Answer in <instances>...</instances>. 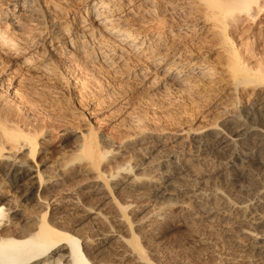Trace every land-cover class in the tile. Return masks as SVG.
I'll list each match as a JSON object with an SVG mask.
<instances>
[{"label":"rangeland","instance_id":"obj_1","mask_svg":"<svg viewBox=\"0 0 264 264\" xmlns=\"http://www.w3.org/2000/svg\"><path fill=\"white\" fill-rule=\"evenodd\" d=\"M27 1L37 8L35 14L22 8V1L0 0L1 31L18 43L27 34L41 35L40 40L44 41L43 47L36 50L38 52L27 64L23 63L22 57H14L21 52L10 53V46L0 43V124L5 122L3 125L8 129L13 128L37 141L35 155L30 159L26 157L28 147H25V139V142L22 139L21 149L15 148L10 153L22 156L30 164L34 162V167L40 170L42 176L56 175L59 178L53 188L41 191L43 198L36 211L46 215L47 220L50 217L54 219L55 216L51 215L57 205L54 221H58L61 227L76 235L98 236L100 230L105 231L106 228L97 227L84 212L95 209L101 198L94 185L103 180L112 185L113 176L128 171L140 178L139 184L124 186L117 192L112 190L116 201H136L140 200L139 196L145 195L153 208H166L170 219L166 221L168 227L163 233L149 237L150 245L145 240L148 237L143 236L145 231L136 230L139 233L135 232L137 237L143 236L140 246L148 257H154L162 264H223L224 258L235 255L239 259H249L252 264H259L257 253L249 247L250 241L243 235H236L240 244H235L227 231L229 228L236 231V221L245 220L250 215L229 219L218 214L203 217L196 212L190 192L160 199L151 194L148 182L161 184V174L166 171L169 174L173 159H193L195 145L189 137L190 131L218 129L223 112L220 105L213 103V98L220 92L224 94L220 100L235 104L238 110L253 108L255 116L249 124L264 126L259 112L264 109V84H240L228 94L227 77L220 74L215 83L190 85L191 88L187 86V89L184 87L186 90L173 92L169 86L163 85V73L167 69H157L152 78H144L137 72L134 74V62L131 60L123 59L122 62L116 59L114 64L107 63L100 59L95 47L87 46L88 52L79 46L66 49L69 46L67 41H56L57 38H52L51 44L45 41L49 35L39 31L47 24L61 23L68 18L72 20V16L81 11L87 12L83 16L88 20L93 18L89 10L83 9V0ZM259 3L263 8L253 12L252 15H256L253 18L252 15H236L235 12L227 18L230 23L227 33L241 56V66L249 68L248 72L254 74L253 77L256 73L264 76V0ZM160 5H157L161 7L158 11L155 10L157 6L154 7L156 13L138 8L136 14L128 15L136 18L151 16L154 26L167 33V39L157 47V55L165 54V47L182 43L203 54L207 64L219 67L223 61L219 40L207 33L185 35L173 24L185 16L181 12L177 14L179 10L172 12L165 2L160 1ZM3 18L7 22L3 23ZM22 48L27 47L21 43L18 50ZM258 69L262 72H257ZM258 103L261 105L258 106ZM67 127L73 133H64L63 129ZM262 136L264 142V133ZM90 138L94 139L101 155L97 164L82 153L85 141ZM7 144L5 152L9 150L10 143ZM174 147L178 151L169 156V149ZM237 150L238 160L236 158L231 165L227 160L219 159L218 155L209 154L210 157L207 155L208 159L203 163L206 167L201 166L212 173L206 180L208 186L225 189L233 197L248 194L242 166L248 165L254 181L264 184V166L258 155L246 148ZM139 164L143 166L136 168L141 166ZM219 167L223 170L218 172ZM170 173L174 178L171 177V182L174 180L172 187L168 185L170 193L176 185H183L184 180L185 187L197 184L188 177L182 180L174 175L175 172ZM2 176L4 178L0 179L7 181L3 186L6 195L16 200L17 193L9 185L7 176ZM72 202L77 204V208H73ZM181 205L188 210L182 209ZM131 218L134 219V216ZM150 246L153 254L148 253ZM117 248L116 243L107 246L106 259L116 258L111 253Z\"/></svg>","mask_w":264,"mask_h":264},{"label":"bare ground","instance_id":"obj_2","mask_svg":"<svg viewBox=\"0 0 264 264\" xmlns=\"http://www.w3.org/2000/svg\"><path fill=\"white\" fill-rule=\"evenodd\" d=\"M19 1L23 2V7H21L27 9L26 11L31 14L38 11L35 6L34 8L31 5V1V4L27 0ZM160 1L167 3L173 10L172 12L179 10L177 14L181 12L185 16L173 22L180 32L187 36L207 33L213 39L219 40V52L223 59L219 67L207 64L203 54L196 52L191 45L182 43L165 47L163 48L166 51L165 54L157 55L159 53L157 47L167 39V33L165 34L160 30L162 28L159 27V29L158 26H154V22L150 19L151 16L149 18L145 16L136 18L128 15L136 14L138 8L148 13L149 11L156 13L157 9L161 8L157 6L160 5ZM259 1L83 0V9L89 10L88 12L94 15L93 18L88 20L83 16L87 12L81 11L80 14L73 15L72 20L68 18L61 23L57 21L49 25L46 23L45 29H41L39 33L48 34L49 37L45 41H50V44L53 42L52 38H57L56 41H67L69 46L66 49L79 46L89 52L87 46L95 47L100 59L107 61V63L114 64L116 59H120V61L123 59L131 60L134 62V74L137 72L144 78H152L157 69H167L163 73V85L169 86L173 92L182 91L184 87L187 89V86L191 88L190 85L215 83L221 74L227 77L226 92L229 94L236 90L240 84L246 85L251 82L264 84V76H258L260 74L256 73L253 77L254 74L248 72L249 68L241 66L243 65L241 56L234 48V44L227 33L230 24L227 19L228 16L234 12L236 15L251 16L254 14L253 12L263 8ZM24 3L28 4L25 5ZM259 11L257 14L260 13ZM255 16L252 15L251 18ZM1 21L4 23L6 19L3 18ZM57 29L58 31H56ZM9 37L5 31L0 30V43L9 45L10 53L21 52L14 57L17 59L18 56L22 57L23 63L26 64L38 52L36 50L44 45V41L40 40L41 35L38 36V34H27L23 38L24 40H20V43ZM103 37H109L106 39L108 42ZM37 41L39 42L36 43ZM21 43L27 47L26 49L22 48L23 51L22 49L18 50ZM29 48L30 50H28ZM260 69L257 72L261 73L264 70L261 71ZM248 73L250 74L249 77ZM222 96L224 94L220 92L213 98V103L220 105L223 112L218 129L205 128L190 131L189 137L195 145L193 159L185 158L182 161L173 159L169 165L170 172H175L174 175L178 179L184 180L188 177L197 181V184H192L191 188L186 185L187 188L184 184L186 180H184L183 185L179 187L176 185L172 189L173 192L170 193L171 189L169 190L168 185L172 187L174 180L171 182L172 176L170 175L172 173L169 172V175L166 171L161 174V184L148 182L149 190L151 194L160 199H166L168 195L178 197L181 193L190 192V198L195 203L196 212L203 217L218 214L229 219L243 214L250 215L245 220L238 219L236 221V231L231 228L227 231L235 244H240V241L235 237L236 235H243L247 238L250 241L249 247L257 253L259 264H264V184L254 181L251 170L249 167L247 168L248 165L242 166L244 181L247 183V195L233 197L225 189H218L206 184L207 178L212 173L203 169L206 167L203 163L208 159L209 154L218 155L219 159L227 160L231 165L237 158L239 151L237 149L246 148L255 152L264 166V142L262 141L264 126L249 124V121L255 116V114L253 115V108L250 107L251 109L246 110L239 108L238 110L235 104L220 100ZM259 105L261 104L258 103ZM259 112L264 119V109ZM3 123L5 122L0 124V178L3 177L2 175L7 176L9 185L17 193V199L6 195V189L3 186L7 181L3 182L4 179H0V264H162L154 257L146 255V251L140 246V239L143 236L148 237L145 240L150 245V236L158 235L164 228L166 230L168 227L166 221L169 219L166 208H153L145 195L139 196L140 200L118 203L113 196L114 192L112 193V190L117 192L124 186H136L139 184V177L124 171L113 176L112 185H109L106 180L94 185L101 198L95 209L89 211L86 209L84 212L86 216L94 220L97 227L106 228V230H100L101 233L94 237L90 234V236L76 235L73 231L61 227L58 221H54L56 218L54 211L57 209V205H55L56 207L53 206L51 215L55 216L54 219L53 217L49 219L48 216L49 220H47L46 215L39 214L41 211H36V206L42 202L41 191L46 188H53L58 184L59 178L56 175L42 176L40 170L35 168L34 162V165L30 164L22 156L13 155V152L10 153L15 148L21 149L26 141L24 143L25 147H28L26 157L30 159V156L35 155L37 141L30 136L23 135L20 131L12 130L13 128H9L11 129L9 130ZM63 132L73 133L68 127L64 128ZM22 139L25 141L22 142ZM7 143H10V146L8 152H5ZM175 151H178L175 147L169 149V156H172ZM82 153L93 164H97L101 156L92 138L85 141ZM143 162L145 161L143 160ZM142 164L144 165V163ZM142 164L135 167L140 168L143 166ZM222 170V167L217 169L218 172ZM168 198L170 199V197ZM72 206L77 208L75 202H72ZM181 206L182 209H187L185 205ZM132 215L134 219L131 218ZM188 224L190 223L188 222ZM137 229L145 231L143 236L137 237L135 234ZM112 243H116L120 249L117 248L111 253L116 258L106 259V248ZM152 250L153 248L150 246L148 253L153 254L154 251ZM237 257L235 255L226 257L223 264H252L249 259Z\"/></svg>","mask_w":264,"mask_h":264}]
</instances>
